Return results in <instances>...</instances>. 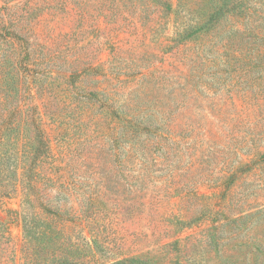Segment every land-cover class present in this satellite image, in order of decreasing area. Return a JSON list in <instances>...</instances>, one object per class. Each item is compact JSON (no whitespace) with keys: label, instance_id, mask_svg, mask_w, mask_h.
Segmentation results:
<instances>
[{"label":"rangeland","instance_id":"obj_1","mask_svg":"<svg viewBox=\"0 0 264 264\" xmlns=\"http://www.w3.org/2000/svg\"><path fill=\"white\" fill-rule=\"evenodd\" d=\"M208 8L0 0V264H264V29Z\"/></svg>","mask_w":264,"mask_h":264},{"label":"trees","instance_id":"obj_2","mask_svg":"<svg viewBox=\"0 0 264 264\" xmlns=\"http://www.w3.org/2000/svg\"><path fill=\"white\" fill-rule=\"evenodd\" d=\"M210 1V8L208 9H204V14H205V21L203 22V24L206 26V29H214L216 30L220 24L224 23L225 24V20L228 21H234L236 23H244L245 20H256L259 21L260 23V30L264 29V14H260V17H255V15H251V14H247V9L249 7V4L251 3H256L254 2V0H209ZM249 3V4H247ZM240 15L239 17H235L234 15L239 13ZM236 19H235V18ZM201 27V26H200ZM199 27V28H200ZM255 27V26H254ZM257 28V27H256ZM249 31H252L255 34V37L257 41H261V46L262 49H260L258 52L259 54L261 53V56L264 57V33H258L257 34V30H255V28L249 27ZM238 33V29L235 30V28H232V30H229V35L230 37L233 36V34ZM239 45H237L238 47ZM259 216L263 217V221L264 222V208L261 207L259 210ZM257 216V212H249L248 209H243V207L236 213V216H234V222L235 223H240L237 228L241 229L242 227L247 225V221L251 220L252 217H256ZM259 216H257L256 220L258 221V218H260ZM227 220H230V218H225ZM261 219V218H260ZM259 222V221H258ZM220 224L221 226H224L227 224V222L224 223V221L222 222H216V224ZM253 224V221H251V223H248L247 228H250L251 225ZM243 225V226H242ZM218 227V226H217ZM246 228V229H247ZM251 236H248L246 238H243L244 241H241L239 244L244 243L246 246H252L255 247L253 250H263L264 251V238H262L261 240H252L250 238ZM217 238V234L215 232H211L210 233V237L208 238L210 240V243L216 242ZM226 242L228 243L229 240H226ZM256 254H258L256 252Z\"/></svg>","mask_w":264,"mask_h":264}]
</instances>
